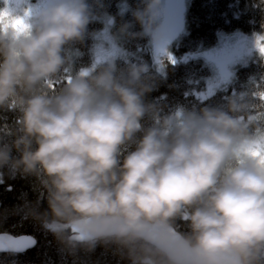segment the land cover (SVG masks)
I'll list each match as a JSON object with an SVG mask.
<instances>
[{
	"label": "clouds",
	"instance_id": "clouds-1",
	"mask_svg": "<svg viewBox=\"0 0 264 264\" xmlns=\"http://www.w3.org/2000/svg\"><path fill=\"white\" fill-rule=\"evenodd\" d=\"M154 3L147 0L143 11ZM5 10L0 108L22 115L21 135L0 147V169L41 178L50 230L68 221L78 242L115 239L129 247L132 264H260L264 133L250 135L237 115L242 94L228 99L227 110L181 106L179 118L170 114L144 131L141 120L153 107L144 100L152 90L142 79L146 64L120 77L114 63L102 64L73 75L59 92L37 88L65 66L66 46L84 40L88 0H47L28 15L0 0ZM134 15L140 20L142 13ZM140 131L121 162V147ZM177 217L190 232L174 237Z\"/></svg>",
	"mask_w": 264,
	"mask_h": 264
},
{
	"label": "trees",
	"instance_id": "trees-1",
	"mask_svg": "<svg viewBox=\"0 0 264 264\" xmlns=\"http://www.w3.org/2000/svg\"><path fill=\"white\" fill-rule=\"evenodd\" d=\"M88 2L92 20L84 40L66 46L63 53L65 66L56 77L37 88L59 92L65 81L82 69L90 68L94 62L95 36L107 26L124 54L112 62L116 66V76H126L127 69L133 64L148 66L142 79L152 90L145 93L144 100L153 107L141 120L144 131L170 114L176 116L181 106L195 111L206 106L227 110L228 99H238L242 94L243 99L238 102L243 109L237 115L248 122L250 135L264 133V60L261 57L256 56L247 64L237 66L232 80L204 100L196 98L194 92L205 88L211 73L207 62L202 58L179 60L214 47L221 34L259 33L264 37V0H189L184 32L170 46L177 61L164 56L159 62L154 60L150 38L145 31L150 10L143 11L147 0ZM136 12L142 13L140 20L134 15ZM102 64L109 63L96 64L92 69ZM21 115L19 110L0 108V147L12 145L21 135L17 123ZM144 131L137 132L132 141L121 147V162L129 151L135 150ZM11 154L17 158L20 155L14 147ZM52 219L41 178L9 167L0 169V234L31 235L36 241L32 249L22 254H0V264H132L129 247L123 243L115 239H100L94 246L73 242L70 240L71 224L60 221L53 225L57 229L53 232L47 227ZM171 226L180 234L190 232L189 224L179 217L171 222ZM260 264H264V253Z\"/></svg>",
	"mask_w": 264,
	"mask_h": 264
},
{
	"label": "rangeland",
	"instance_id": "rangeland-1",
	"mask_svg": "<svg viewBox=\"0 0 264 264\" xmlns=\"http://www.w3.org/2000/svg\"><path fill=\"white\" fill-rule=\"evenodd\" d=\"M188 1L155 0L149 10L145 21V31L150 38V47L156 62H159L164 56L177 61L175 55L170 51V46L184 32ZM4 2L7 5L10 0H4ZM11 2L19 12L25 15L38 14L47 4V0H11ZM4 14H6V10L0 11V15ZM261 38L264 37H254V35H245L238 32L221 34L214 47L200 54L188 55L179 59L186 61L192 58H202L210 68L211 73L206 79L205 88L201 91H195L194 96L201 100L208 98L232 80L237 66L247 64L256 56L264 60V54L259 51ZM225 51L230 54V60H225L221 56V53ZM93 55L94 62L88 70L96 64L112 63L116 58L124 55L117 39L107 26L95 36ZM85 69H82L80 74H84ZM180 116L181 112H178L176 117L179 118Z\"/></svg>",
	"mask_w": 264,
	"mask_h": 264
},
{
	"label": "water",
	"instance_id": "water-1",
	"mask_svg": "<svg viewBox=\"0 0 264 264\" xmlns=\"http://www.w3.org/2000/svg\"><path fill=\"white\" fill-rule=\"evenodd\" d=\"M172 235L175 237L180 234L172 226L169 229ZM70 240L78 242L79 238L76 236L75 228L73 225L70 226ZM35 239L31 235L13 236L7 233L0 234V254L11 253V254H22L35 246ZM81 243V242H79Z\"/></svg>",
	"mask_w": 264,
	"mask_h": 264
},
{
	"label": "snow or ice",
	"instance_id": "snow-or-ice-1",
	"mask_svg": "<svg viewBox=\"0 0 264 264\" xmlns=\"http://www.w3.org/2000/svg\"><path fill=\"white\" fill-rule=\"evenodd\" d=\"M20 23H21L20 21H16L17 25L20 24ZM259 51L262 54H264V43H261V47H260ZM221 56L224 57L225 60H230L231 59V56H230V54L227 51L221 53Z\"/></svg>",
	"mask_w": 264,
	"mask_h": 264
}]
</instances>
